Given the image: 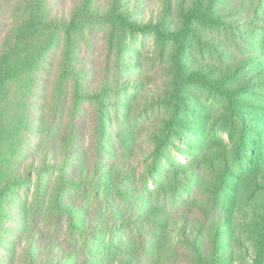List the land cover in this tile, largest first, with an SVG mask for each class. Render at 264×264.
I'll use <instances>...</instances> for the list:
<instances>
[{"label":"rangeland","instance_id":"obj_1","mask_svg":"<svg viewBox=\"0 0 264 264\" xmlns=\"http://www.w3.org/2000/svg\"><path fill=\"white\" fill-rule=\"evenodd\" d=\"M117 1L116 11L152 23L167 7ZM195 1L171 0L165 27L181 32L180 7ZM100 2L111 9L114 1ZM17 3L10 26L29 0ZM78 3L43 5L68 19ZM213 11L231 26L193 20L173 39L86 25L12 84L0 99V264H195L189 225L210 237L196 225L219 215L230 227L220 264H254L264 220V86L252 76L264 79V0H218ZM166 134L167 159L147 179L143 158ZM74 135L80 149L67 169L87 176L72 184L62 165ZM216 200L223 210H212Z\"/></svg>","mask_w":264,"mask_h":264},{"label":"trees","instance_id":"obj_2","mask_svg":"<svg viewBox=\"0 0 264 264\" xmlns=\"http://www.w3.org/2000/svg\"><path fill=\"white\" fill-rule=\"evenodd\" d=\"M100 1L101 0H79V5L77 4L78 6L70 13L68 19H66L64 17H58L57 15H51L53 11H47V9L44 8L43 3L45 0H29V3L27 4L28 7L25 9V17L19 22L17 21L13 26H10V23L15 22L16 20H12L9 11L12 8L17 7V0H0V99L7 96V93L14 82L19 81L22 76L39 68L46 58L53 55L62 37H64L68 43H72L77 38V34L80 33L81 35V31H83L86 25H88L89 28L102 24L116 25L118 28L128 30L132 33H146L153 31L162 37L170 39L177 38L184 28L193 20L199 21L203 25L215 29H222L231 26V22L225 19V17H222L220 13H214L213 6L218 0H207V5L204 9L202 6V0L192 2V6L188 7L183 3V7H180L183 8L181 14L182 23H184L181 32L168 30V28L165 27V22L170 21L169 7L171 0H165L167 7L164 9L161 19L156 23H152L150 20L147 22L140 21L134 17L125 15L122 11H116L115 5L119 3L117 0H113V7L111 9L108 7H101L102 5ZM46 5L48 6V1ZM256 57H258V55H256ZM246 63L247 61L243 60L242 66L244 67ZM259 74H261V71ZM199 77L203 81L210 79V77L205 74L201 76L199 75ZM252 77L253 82L264 86V79L256 77V75ZM106 85L107 83L103 88ZM215 89L226 93V91L220 89V87ZM80 94L85 98L91 96H94L93 98H95L96 95L101 96L103 92L82 91ZM2 103L3 101H0V108H2ZM104 127V124H101L99 131V137L102 140V144H104L105 139H107L106 134H104ZM262 130L264 131V127L261 131ZM168 136L169 135L166 134L165 137L157 139L154 150L143 158L145 165L150 166V169H147L144 173V176L147 179L149 178L150 180L152 179L155 181L154 178L157 174L156 161L158 159H167L164 151L168 145ZM73 137H75V146L73 147L72 152H69L66 155L67 157H70L68 160H71V162L66 163L64 166L62 165V167L67 170L68 175L66 180L72 184L76 180L80 182L84 180L86 181L85 176H87V173L85 172L81 175V173L79 174L70 170V167H72L71 164H73L72 156L74 153H78L80 149L78 143L79 136L74 135ZM67 165L70 166L69 169H67ZM119 172L121 171L116 170L114 174L116 178L118 177ZM107 179H110V175L107 176ZM220 186H222V183L216 188L214 194H218ZM1 192L0 196L4 193V190H1ZM191 202H196V199H191ZM222 204L223 203H219L216 200L215 205H212V210H223L220 206ZM202 209L205 210V207H202ZM224 209L228 208L226 207ZM152 222L155 223V221ZM187 223V221L183 222L181 230L182 234L187 230ZM196 226H200L201 229L210 231L211 235L209 237L208 233H206L199 237V232H194L195 225L190 223L189 228L192 236L190 238L188 237L186 240L193 251L195 264H220L224 257L223 253H225V243L222 240H224L226 234L228 238L230 236L229 225L226 221L224 222L221 215H219L213 220H209V222L202 221ZM261 228L263 229V232L256 236L255 245L257 255L254 264H264V220L261 223ZM150 236L153 237V234L151 233ZM34 238L35 236H32L31 239ZM207 239L210 240L209 243ZM51 246L54 247L56 245L53 242ZM208 246L210 247L208 248ZM127 264H141V262L138 259L130 260L129 258Z\"/></svg>","mask_w":264,"mask_h":264}]
</instances>
